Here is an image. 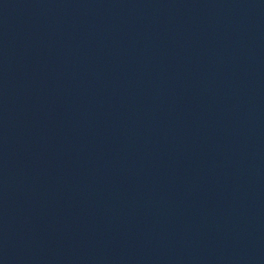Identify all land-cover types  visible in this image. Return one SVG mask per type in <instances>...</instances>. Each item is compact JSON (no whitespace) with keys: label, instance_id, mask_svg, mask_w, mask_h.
<instances>
[{"label":"water","instance_id":"water-1","mask_svg":"<svg viewBox=\"0 0 264 264\" xmlns=\"http://www.w3.org/2000/svg\"><path fill=\"white\" fill-rule=\"evenodd\" d=\"M0 264H264V0H0Z\"/></svg>","mask_w":264,"mask_h":264}]
</instances>
